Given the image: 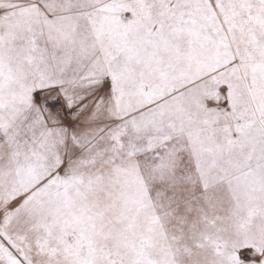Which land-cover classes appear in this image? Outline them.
<instances>
[{
  "label": "snow or ice",
  "instance_id": "snow-or-ice-1",
  "mask_svg": "<svg viewBox=\"0 0 264 264\" xmlns=\"http://www.w3.org/2000/svg\"><path fill=\"white\" fill-rule=\"evenodd\" d=\"M0 264H264V0H0Z\"/></svg>",
  "mask_w": 264,
  "mask_h": 264
}]
</instances>
